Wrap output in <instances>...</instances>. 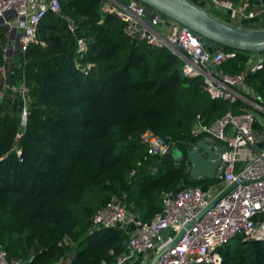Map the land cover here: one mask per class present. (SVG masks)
<instances>
[{
	"label": "trees",
	"instance_id": "trees-1",
	"mask_svg": "<svg viewBox=\"0 0 264 264\" xmlns=\"http://www.w3.org/2000/svg\"><path fill=\"white\" fill-rule=\"evenodd\" d=\"M58 1L60 12L45 14L34 42L17 48L7 67L10 31L0 25V245L24 264H114L129 234L94 229L97 210L121 200L147 222L161 211L163 194L216 182L189 176L186 151L207 137L194 134L196 117L210 124L246 105L212 100L202 77L183 75L172 50L126 37L123 22L101 11L103 0ZM226 1L264 8V0ZM246 22L243 28L259 29ZM79 38L88 43L82 58ZM256 56L237 51L220 69L237 74ZM244 86L264 99V66ZM146 130L183 160L149 155L141 142ZM218 252L222 264H264V240L238 236Z\"/></svg>",
	"mask_w": 264,
	"mask_h": 264
},
{
	"label": "built area",
	"instance_id": "built-area-1",
	"mask_svg": "<svg viewBox=\"0 0 264 264\" xmlns=\"http://www.w3.org/2000/svg\"><path fill=\"white\" fill-rule=\"evenodd\" d=\"M210 1L230 11L232 17H252V13L245 12L248 4ZM60 10L58 0H0V25L15 34V44L24 51L34 42L45 14ZM148 10L134 0H103L101 6L103 14L115 15L123 22V33L129 39L177 54L183 62V75L202 77L203 89L212 100H241L246 106H240L238 112L229 110L210 124H204L199 115L196 117L194 134H205L225 149L215 183L205 188L181 186L163 194L161 211L147 222L128 213L121 200L111 201L94 214L93 228L127 230L126 250L114 264H136L140 258L150 264L156 256L154 264H222L218 250L235 237L264 240V99L249 93L244 86L249 73L263 68L264 55H257L237 74L224 73L221 65L235 58L236 50L210 51L189 29ZM70 29H74L72 25ZM87 51V41L79 38V57ZM90 67L92 64L87 63L84 70ZM141 142L149 155L163 157L172 150V144L151 130L142 133ZM0 264L24 262L9 259L0 245Z\"/></svg>",
	"mask_w": 264,
	"mask_h": 264
},
{
	"label": "water",
	"instance_id": "water-1",
	"mask_svg": "<svg viewBox=\"0 0 264 264\" xmlns=\"http://www.w3.org/2000/svg\"><path fill=\"white\" fill-rule=\"evenodd\" d=\"M147 9L161 14L163 17L183 26L197 36L204 44L217 45L231 50L246 52L253 55L264 54V30L246 29L233 26L215 18L207 10L191 3L188 0H134ZM256 5H260L257 1ZM15 44V50L18 48ZM7 67V63H6ZM24 122V121H23ZM225 149L222 145L208 142L206 139L198 140L186 151L189 176L192 180L216 179L217 172L222 163V154ZM184 155L177 150L162 157L163 161H181ZM234 185L225 189L212 202L211 206L227 194ZM157 256L150 264H154Z\"/></svg>",
	"mask_w": 264,
	"mask_h": 264
},
{
	"label": "crops",
	"instance_id": "crops-1",
	"mask_svg": "<svg viewBox=\"0 0 264 264\" xmlns=\"http://www.w3.org/2000/svg\"><path fill=\"white\" fill-rule=\"evenodd\" d=\"M188 1H190L191 3H193L192 1H194V0H188ZM201 5L203 4V9H205V10H209V12H210V9L208 8V6H207V4H206V1L207 0H197ZM194 4V3H193ZM196 5V4H195ZM214 5L218 8H223V7H221L220 5H218V4H215L214 3ZM198 6V5H197ZM148 11H150V10H148ZM228 11V10H227ZM226 11V13H222V12H219V11H216L215 13H211L215 18H217V19H219V20H221V21H224V22H226V23H228V24H231V25H233V26H237V27H242L243 25H244V19L243 18H239V17H237V16H234V17H232V15H231V12L230 11H228L227 12ZM245 12L246 13H252V17L251 18H249V19H247L248 20V22H246L247 24H250V25H252V26H257L259 29H257V30H264V8L263 7H260V8H255V9H251L250 7H247L246 9H245ZM258 57L256 56V59H257ZM204 139H206L208 142H211V143H217V144H219L218 142H216V141H214L213 139H210V138H204ZM264 145V144H263ZM129 213V212H128ZM133 215V214H132ZM134 216H136V217H138L139 218V216L138 215H134ZM136 264H147V259H145V258H140V259H138L137 261H136Z\"/></svg>",
	"mask_w": 264,
	"mask_h": 264
},
{
	"label": "rangeland",
	"instance_id": "rangeland-1",
	"mask_svg": "<svg viewBox=\"0 0 264 264\" xmlns=\"http://www.w3.org/2000/svg\"><path fill=\"white\" fill-rule=\"evenodd\" d=\"M206 4H207V6H208V8L210 9V12L213 14V13H215L216 11H219V12H222V13H226V11H227V9H225V8H217L215 5H214V3L213 2H211L210 0H207L206 1ZM208 12H209V10H208ZM228 12V11H227ZM15 34H11V32L9 33V43H8V45H7V47H6V50H5V58H6V62H7V65H8V63H9V61H10V59L11 58H13V56H14V51H15ZM27 91V89L25 88V87H21V92L22 93H24V92H26ZM25 116H26V111L25 112H23V117H24V119H25ZM207 138H209V137H207ZM211 139V138H210ZM172 152L173 153H176L177 152V150L176 149H173L172 150ZM215 183V182H214ZM211 184H213V183H211ZM208 185H210V184H208Z\"/></svg>",
	"mask_w": 264,
	"mask_h": 264
}]
</instances>
